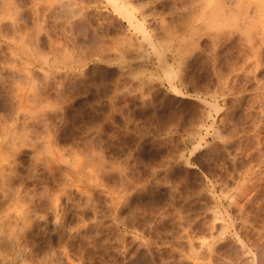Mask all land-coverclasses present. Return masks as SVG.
Instances as JSON below:
<instances>
[{
    "label": "rangeland",
    "instance_id": "obj_1",
    "mask_svg": "<svg viewBox=\"0 0 264 264\" xmlns=\"http://www.w3.org/2000/svg\"><path fill=\"white\" fill-rule=\"evenodd\" d=\"M50 1L60 0L40 8ZM64 1L69 17L58 10L51 18L60 21L49 23L32 3L30 27L18 36L42 40L33 47L39 104L31 92L21 104L16 98L28 86L13 79L10 63L27 56L7 44L12 30L0 40V264H264V0H236V14L230 0L231 22L221 15L224 27L211 31L201 21L203 0H84L85 15ZM76 17L94 23L71 30L67 19ZM63 20L75 36L67 58L56 43ZM39 58L53 61L52 71ZM95 146L107 159L94 212L76 186L61 200L57 192L69 180L92 193L86 167Z\"/></svg>",
    "mask_w": 264,
    "mask_h": 264
},
{
    "label": "bare ground",
    "instance_id": "obj_2",
    "mask_svg": "<svg viewBox=\"0 0 264 264\" xmlns=\"http://www.w3.org/2000/svg\"><path fill=\"white\" fill-rule=\"evenodd\" d=\"M41 1V0H40ZM39 1V2H40ZM43 1V0H42ZM94 1V0H93ZM109 1H111V0H109ZM113 1V0H112ZM111 1V2H112ZM125 0H122V2H124ZM139 1V0H138ZM159 1V0H158ZM183 1V0H182ZM204 2H202V3H204L203 5H204V7H203V9H202V11L200 10V12L199 13H201V15L203 14V16H201L203 19L201 20V21H203L204 20V22H203V28L207 31V29H209L210 31H211V29H213V27L218 23V27L219 26H221V27H224L223 25H222V23H221V21L220 20H222V18H220L221 17V15H224L223 16V18H229L230 17V15L227 17L226 15H225V13L227 12V11H230V9L231 10H233V9H235V10H233L234 11V13H233V11H232V13L233 14H236L235 13V11L237 10V9H239L237 6H239V3H237V1L236 0H232V1H230V0H203ZM236 2V3H234V5L232 4L231 5V3L230 2ZM257 1H259V0H257ZM256 1V2H257ZM39 2H38V0H0V40H4V41H7V40H5V38L7 39V37H8V32H9V30L13 33V39L12 40H9L8 39V43L7 44H9V46L12 48V50L14 51V53L16 54V52H17V54H19L20 52H22L24 55H26L27 56V60L26 61H22L23 59H21V64H19V61L17 60V59H14L15 61H13V63H10L11 64V71H13V72H11V74H12V76H14L13 77V79L14 80H19V82H23V78L25 77V79H26V84H27V86H28V89L27 88H24V87H21V86H18L17 88V90H18V95H17V99H19L20 100V104H21V98H27V96H22V97H20L21 96V94H25V93H27V92H31L32 94H33V96H34V99L36 100V101H38V98H39V100H41L40 99V95H38V94H40L39 92H38V83H37V75L39 74L37 71L38 70H36V59H37V56H39L38 54L39 53H37L36 52V50H39V49H35V48H33L34 46H36V43H38L39 42V40H41V39H38L39 37V35L36 33V36L37 37H33V36H31L30 37V39L29 38H27V36L26 37H23L21 40L19 39V37L18 36H20V37H22V35L23 34H21V32L22 31H26V30H24V29H26V28H28L29 29V27H30V24H29V22H28V19L25 17V15H26V13L28 12V7H29V9H30V7H31V4L33 3L34 4V6L36 7V9L35 8H33V10L36 12V16L35 17H37V15H43V16H41V17H44L45 18V20H46V22H47V19H50L51 17H53L55 14H57V15H59L58 14V10H60L59 11V13H61V17L60 18H62V17H64L65 15H67V10H70V9H67L66 7H67V5H68V3H67V1L65 2L64 0H60L59 1V5L57 6V4L55 5L54 4V2H51L50 1V3L49 4H47V6H45L46 4H44V6L41 4V6H43L44 7V10H42L41 8H40V5H39ZM110 2V3H111ZM114 2H115V4L114 5H118V0H114ZM129 2H130V0H129ZM229 2V3H228ZM239 2H241V1H239ZM264 2V1H263ZM56 3V2H55ZM75 5H77L78 7H77V13H80V14H86L87 12H88V5H87V3L84 1V0H79V1H77V0H75ZM125 3V2H124ZM190 3V2H189ZM188 3V4H189ZM177 4V3H176ZM229 4V5H228ZM242 4V3H241ZM241 4H240V6H241ZM72 5H73V3H72ZM75 5H73V6H75ZM113 5V4H112ZM129 5H131L130 3H129ZM129 5L127 4H125V5H123V9L124 10H126V12L128 11L129 13L128 14H130L131 13V11H130V9H129ZM190 5V4H189ZM198 5H200V4H198ZM235 6V8L233 7V9H232V7L231 6ZM39 6V7H38ZM227 6H230V7H227ZM95 7V6H94ZM115 7V6H114ZM117 7V6H116ZM115 7V8H116ZM184 7V6H183ZM187 7H188V5H187ZM191 6H189V8H190ZM225 7H227V8H225ZM236 7H237V9H236ZM245 7V6H244ZM120 8V7H119ZM131 8V7H130ZM133 8V7H132ZM135 8V7H134ZM186 8V7H185ZM196 8V7H195ZM197 8H200V7H197ZM230 8V9H229ZM241 8V7H240ZM41 9V11L39 12V10ZM72 9V8H71ZM137 9V8H136ZM182 9V8H181ZM226 9H229V10H226ZM246 9V8H245ZM244 9V10H245ZM197 10V9H196ZM225 10H226V12H225ZM242 10V9H241ZM264 10V9H263ZM133 11V10H132ZM135 11V10H134ZM182 11H184V10H182ZM187 11V10H186ZM193 11V10H192ZM179 12V11H178ZM223 12V14H221ZM237 12V11H236ZM240 12V9H239V11H238V13ZM245 12V11H244ZM248 12V11H247ZM40 13H42V14H40ZM74 13V12H73ZM143 13V12H142ZM231 13V12H230ZM241 13H242V11H241ZM260 13H262V12H260ZM29 14H31V13H29ZM63 14H65L64 16H62ZM132 14V16L134 15L133 13H131ZM131 14L129 15V16H131ZM185 14V13H184ZM194 14V13H193ZM226 14H229V13H226ZM244 14V13H243ZM263 14V13H262ZM261 14V15H262ZM70 15V14H69ZM75 15V14H74ZM199 15V14H198ZM240 15V14H239ZM251 15V14H250ZM39 16V17H40ZM60 16V15H59ZM68 16V15H67ZM67 16H65V18L67 17ZM127 16V15H126ZM189 16V15H188ZM195 16V15H194ZM193 16V17H194ZM245 16V15H244ZM260 16V15H259ZM29 17V16H28ZM69 17V16H68ZM75 17V16H74ZM190 17V16H189ZM232 17V16H231ZM242 17H243V15H242ZM38 18V17H37ZM43 18V19H44ZM77 18V17H76ZM75 18V20H71V18H70V20H69V18L67 19L68 20V24L70 25V27L69 28H72L71 30H73V29H76V27H84L85 26V28L87 27V25H91V24H93L94 22H92V20L90 19V20H87V19H85V18H77L76 19ZM246 18V17H245ZM251 18V17H250ZM52 19V18H51ZM189 19V18H188ZM230 19V18H229ZM239 19V17L237 18V20ZM244 19V18H243ZM242 19V20H243ZM40 20H42V19H40ZM53 20V19H52ZM54 20H57V17H56V19H54ZM53 20V21H54ZM59 20V19H58ZM57 20V21H58ZM65 20V19H64ZM63 20V21H64ZM129 23H132L133 25H136L138 28H139V22L138 23H136L135 22V20H134V16L133 17H130L129 18ZM228 20V19H227ZM236 20V21H237ZM43 22H44V20H42ZM60 21V20H59ZM66 21V20H65ZM63 22V23H57V25H59L58 27H60V34H56V37L58 38V40L56 41V43L57 42H60L61 41V49H62V51H63V54L62 55H60L61 54V49H60V54H58V55H60V57L61 56H63V55H66V53L68 52L67 51V49H68V46H69V44H71V42L75 39V36H74V34L72 33V31H69L70 29H68V25L66 26V22ZM229 21V20H228ZM227 21V22H228ZM248 21H249V19H248ZM38 22H39V19H38ZM46 22H44V26H45V23ZM193 22V21H192ZM191 22V23H192ZM229 22H231V21H229ZM235 22V21H234ZM238 22V21H237ZM242 22V21H241ZM245 22V21H244ZM247 22V21H246ZM264 22V21H263ZM263 22H262V24H263ZM35 23V22H34ZM47 23H49V22H47ZM56 23H55V25H56ZM220 23H221V25H220ZM40 24V23H39ZM39 24H37V25H39ZM43 24V23H42ZM239 23H237V25H238ZM251 24V23H250ZM32 25H33V22H32ZM31 25V26H32ZM36 25V24H35ZM50 25V24H49ZM56 25V26H57ZM202 25V24H201ZM227 25V24H226ZM225 25V26H226ZM234 24H232V26H233ZM237 25H236V27H237ZM47 26V25H46ZM51 26H52V24H51ZM143 26V25H142ZM239 26V25H238ZM39 27H42L41 25L39 26ZM53 27H55V26H53ZM169 27V26H168ZM200 27V26H199ZM217 27V28H218ZM221 27H219V28H221ZM233 27H235V26H233ZM235 27V28H236ZM249 27V26H248ZM251 27V26H250ZM34 28H36V27H34ZM202 27H200V28H198V30H200ZM226 28V27H225ZM39 28H37V30H38ZM172 29V28H171ZM34 30V29H33ZM40 30V29H39ZM42 30V29H41ZM45 30V29H44ZM91 30V29H90ZM181 30V29H180ZM197 30V31H198ZM239 30H241V29H239ZM5 31H8V32H5ZM81 31V30H80ZM166 31V30H165ZM178 31V30H177ZM201 31H203V29H201ZM201 31H199L200 33H201ZM219 31V30H218ZM31 32V31H30ZM34 32V31H33ZM37 32H39V31H37ZM48 32L49 31H47V35H48V37H47V35H46V37L48 38V39H50L51 41L53 40V38L52 37H54L55 36V33H54V36L51 34H48ZM54 32V31H53ZM52 32V33H53ZM95 32V31H94ZM168 32V31H167ZM190 33H191V31H189ZM7 33V34H6ZM11 33V34H12ZM19 33V34H18ZM24 33V32H23ZM28 33H29V31H28ZM32 33V32H31ZM46 33V32H45ZM82 34H83V32H81ZM184 33V32H183ZM230 33V32H229ZM18 34V35H17ZM34 34V33H33ZM220 34V33H219ZM226 34V33H225ZM10 35V34H9ZM28 35H30V34H28ZM43 35V34H42ZM168 35V34H167ZM176 35V34H175ZM185 35V34H184ZM196 35V34H195ZM231 35V34H230ZM52 36V37H51ZM197 36V35H196ZM209 36V35H208ZM232 36V35H231ZM248 36H250V35H248ZM12 37V36H11ZM77 37H79V35L77 36ZM192 37V36H191ZM202 37V36H201ZM224 37V36H223ZM227 37V36H226ZM234 37V36H233ZM9 38H10V36H9ZM16 38H18V40L16 39ZM26 38V39H25ZM41 38V37H40ZM55 38V37H54ZM57 38H55V39H57ZM189 38V37H188ZM193 38V37H192ZM228 38V37H227ZM11 39V38H10ZM28 39V40H27ZM55 39H54V41H55ZM151 39V38H150ZM236 39V38H235ZM252 39V38H251ZM60 40V41H59ZM28 41H30L28 44H26ZM209 41V40H208ZM242 41V40H241ZM264 41V40H263ZM41 42H42V40H41ZM40 42V43H41ZM229 42V41H228ZM246 42H248V41H246ZM246 42H245V44H246ZM252 42V41H251ZM48 43V42H47ZM154 43V42H153ZM188 43V42H187ZM186 43V44H187ZM226 43V42H225ZM249 43V42H248ZM264 43V42H263ZM51 44H53V41H52V43ZM60 44V43H59ZM135 44V43H134ZM184 44V43H183ZM185 44V46H187L186 48H185V46H184V50L186 51V52H188V51H190V50H186L188 47H189V45H192L193 43H191L190 42V44H188V45H186ZM48 45V44H47ZM126 45V44H125ZM137 45V44H136ZM139 45H141V44H139ZM138 45V46H139ZM211 45V44H210ZM244 45V44H243ZM55 46V45H54ZM57 46V45H56ZM168 46V45H167ZM197 46V45H196ZM250 46V45H249ZM27 47V48H26ZM59 47V46H58ZM57 47V48H58ZM137 47V46H136ZM193 47H194V45H193ZM198 47V46H197ZM236 47V46H235ZM261 47V46H260ZM259 47V48H260ZM40 48V47H39ZM53 48V47H52ZM51 48V52L52 51H54L53 49ZM121 48H122V46H121ZM213 48V47H212ZM216 48V47H215ZM42 49V48H41ZM54 49H55V47H54ZM123 49V48H122ZM190 49V48H189ZM201 49V48H200ZM205 49V48H204ZM16 50V51H15ZM138 50V49H137ZM179 50H181V49H179ZM183 50V51H184ZM210 50V49H209ZM242 50V49H241ZM253 50V49H252ZM255 50H256V48H255ZM205 51V50H204ZM12 51H10V53H11ZM44 52V51H43ZM56 52H57V50H56ZM55 52V53H56ZM154 52V51H153ZM191 52V51H190ZM190 52H188V54L190 53ZM215 52V51H214ZM259 52V51H258ZM13 53V54H14ZM36 53H37V55H36ZM42 53V52H41ZM69 53V52H68ZM21 54V53H20ZM180 54H182V53H180ZM184 54H186V53H184ZM215 54H217V53H215ZM47 55H48V53H47ZM57 55V54H56ZM57 55V56H58ZM147 55V54H146ZM211 55V54H210ZM257 55H259V54H257ZM25 56V57H26ZM49 56V55H48ZM56 56V57H57ZM67 56V55H66ZM66 56H63L64 58H67ZM122 56V55H121ZM178 56V55H177ZM180 56V55H179ZM185 58H186V56H187V54H186V56L185 55H183ZM260 56V55H259ZM19 57V56H18ZM23 57V56H22ZM55 56H54V60H57V59H61V58H59V56L56 58ZM63 57H62V61H63ZM124 57V56H123ZM156 57L157 58H159L157 55H156ZM182 57V56H181ZM20 58V57H19ZM29 58V59H28ZM41 58V57H40ZM39 58V59H40ZM183 58V57H182ZM160 59V58H159ZM180 59V58H179ZM249 59V58H248ZM44 61V65L46 64L48 67H49V71H52V69H53V67H51V64L53 63V61H52V63L51 64H49V62L48 61H46L45 60V58L44 59H40V61ZM181 60V59H180ZM246 60V59H245ZM37 61H39V60H37ZM65 61H67L66 59H65ZM64 61V62H65ZM184 61V60H183ZM247 61H249V60H247ZM12 62V61H11ZM211 62V61H210ZM216 62V61H215ZM222 62V61H221ZM235 62V61H234ZM239 62V61H238ZM242 62V61H241ZM245 62V61H244ZM42 63V62H41ZM57 63V62H56ZM233 63V62H232ZM243 63V62H242ZM260 63V62H259ZM9 64V65H10ZM63 64H66V63H63ZM229 64V63H228ZM227 64V65H228ZM8 65V66H9ZM160 65H162V64H160ZM247 65V64H246ZM182 66H184V65H182ZM211 66V65H210ZM237 66V65H236ZM243 66V65H242ZM245 66V65H244ZM163 67H164V65H163ZM166 67V66H165ZM4 67H2L1 69H3ZM170 68V67H169ZM221 68V67H220ZM223 68V67H222ZM230 68H231V66H230ZM229 68V69H230ZM242 68V67H241ZM10 69V68H9ZM166 69H168V68H166ZM218 69V68H217ZM256 69V68H255ZM165 69H163V71H164ZM242 70H244V69H242ZM230 71V70H229ZM245 71V70H244ZM9 72V71H8ZM168 72L171 74L172 72H173V70L172 69H170V70H168ZM167 72V73H168ZM233 72H234V70H233ZM241 72V71H240ZM250 72V71H249ZM1 73V72H0ZM48 73V72H47ZM165 73V72H164ZM237 73V72H236ZM239 73V72H238ZM247 73V72H246ZM184 74V73H183ZM47 75V74H46ZM172 75V74H171ZM229 75V74H228ZM228 75H226V76H228ZM258 75V74H257ZM222 76V75H221ZM225 76V77H226ZM223 77V76H222ZM221 77V78H222ZM237 77V76H236ZM250 77V76H249ZM180 78V77H179ZM246 78V77H245ZM224 79V78H223ZM220 80H222V79H220ZM259 80V79H258ZM184 81V80H183ZM228 81V80H227ZM261 81V80H260ZM5 82H6V79H5V76H4V74H3V76L1 75L0 76V91H3V90H6L5 89V87H4V85H5ZM55 82V81H54ZM45 83V82H44ZM184 83V82H183ZM182 83V84H183ZM224 83H225V81H224ZM227 83V82H226ZM40 84H41V82H40ZM46 85L49 87L50 85H51V83L47 80V83H46ZM53 85V84H52ZM235 85V84H234ZM263 85V84H262ZM6 86V85H5ZM46 86V87H47ZM154 86V85H153ZM183 86V85H182ZM241 86V85H240ZM261 86V85H260ZM264 86V85H263ZM51 87V86H50ZM42 88V87H41ZM155 88V87H154ZM26 89V90H25ZM260 89V88H259ZM150 90V89H149ZM225 90H227V89H225ZM27 91V92H26ZM207 92V91H206ZM262 92V91H261ZM198 93V92H197ZM216 93H218V92H216ZM150 94V93H149ZM194 94V93H193ZM257 94V93H256ZM154 95V94H153ZM200 95V94H199ZM224 96H225V94H223ZM186 96V95H185ZM153 97V96H152ZM1 98V97H0ZM216 99V98H215ZM263 99V98H262ZM4 100V99H3ZM264 100V99H263ZM1 101H2V98L0 99V103H1ZM22 101H24L23 99H22ZM42 101V100H41ZM65 101V100H64ZM152 101V100H151ZM155 102V101H154ZM256 102V101H255ZM36 103H38L39 104V101L38 102H36ZM207 105V104H206ZM252 105V104H251ZM250 105V106H251ZM41 107H43V104H42V106ZM216 108H218V106H215ZM44 108V107H43ZM210 108V107H209ZM250 108V107H249ZM40 109V108H39ZM41 110V109H40ZM40 110H38V114H39V112H40ZM254 111V110H253ZM45 112V111H44ZM34 113H35V111H34ZM33 113V114H34ZM48 113V112H47ZM205 113V112H204ZM44 114H46V113H44ZM32 116V115H31ZM35 116V115H34ZM42 116H43V114H42ZM45 117V116H44ZM29 119H31V118H29ZM32 120V119H31ZM26 121V120H25ZM38 121V120H37ZM254 122H255V120H253ZM180 122V121H179ZM13 124V123H12ZM4 125V124H3ZM27 125V124H26ZM5 126V125H4ZM16 127V126H15ZM199 127V126H198ZM257 127V126H256ZM2 128V127H1ZM12 128V127H11ZM211 128V127H210ZM14 129V128H13ZM16 129V128H15ZM256 129V128H255ZM3 130H6V129H3ZM10 130V129H9ZM2 131V130H1ZM12 131V130H11ZM15 131V130H14ZM17 131V130H16ZM33 131V130H32ZM194 131V130H193ZM244 131V130H243ZM3 132V131H2ZM9 132L10 131H8V133H7V131H6V134H8L9 135ZM195 132H197V130L195 131ZM194 132V133H195ZM200 132V131H199ZM95 133V132H94ZM97 133V132H96ZM193 133V132H192ZM236 133V132H235ZM3 134V133H2ZM4 134H5V132H4ZM11 134H12V132H11ZM14 134V133H13ZM25 134V133H24ZM232 134V133H231ZM191 135V134H190ZM196 135V134H195ZM207 135V134H206ZM12 136V135H11ZM20 136V135H19ZM224 136V135H223ZM5 137H8V136H5ZM4 137V138H5ZM207 137V136H206ZM225 137V136H224ZM230 137V136H229ZM232 137V136H231ZM235 137V136H234ZM9 138V137H8ZM15 138V137H14ZM13 138V139H14ZM21 138V137H20ZM28 138V137H27ZM99 138V137H98ZM223 138V137H222ZM226 138H228V137H226ZM12 139V138H11ZM24 139V138H23ZM202 140V139H201ZM226 140V139H225ZM3 141V140H2ZM4 141H5V139H4ZM14 141V140H13ZM26 142V141H25ZM88 142V141H87ZM12 143V142H11ZM17 144V143H16ZM27 144V143H26ZM9 145V144H8ZM12 145H14V144H12ZM183 145V144H182ZM22 146V145H21ZM37 146V145H36ZM2 147H3V145H2ZM13 147H15V146H13ZM185 148L187 147V146H184ZM217 147V146H216ZM16 148V147H15ZM86 148V147H85ZM11 149V148H10ZM14 149V148H13ZM89 149H90V147H89ZM88 149V150H89ZM93 149V151H91V152H89V153H87V154H90V153H92V155H91V159L89 158L90 156H88L87 155V158L89 159V161L91 162V163H89V161H87L88 159H86V157H85V159H86V162H88L89 163V165H88V167H86L85 165H83V164H85V163H80L81 164V166L85 169V171L87 172V170H86V168H88L89 169V166H90V169L88 170L89 171V174L91 175V177L92 178H94V180L96 181V183H95V187H94V189L92 190V193H90L89 191L88 192H86V191H83V190H81V189H79L80 188V182L78 183H76L75 181L73 182L72 181V183H68V181L69 180H65L66 182H64L63 180V188H58V194L57 195H61L62 194V196H64V195H69V193H73L74 192V190H72L73 189V187L74 186H76L77 187V192H79V194L80 195H82L84 198H85V203L87 204V206L90 204V202L92 201L93 203H92V205L90 206L93 210H94V212L97 210V206H98V204H97V195H98V193H100L99 191H100V187H102V186H100V183H101V179H100V176H101V174H102V176H103V173H102V171H101V166H100V162L102 161L101 160V155H100V150H99V147H97V146H95L94 148H92ZM186 150H187V148H186ZM4 151V150H3ZM17 151V150H16ZM90 151V150H89ZM15 152V151H14ZM237 152V151H236ZM81 153V152H80ZM217 153V152H216ZM16 154V153H15ZM55 154V153H54ZM50 155H53V154H50ZM78 155V154H77ZM83 155V154H82ZM54 156V155H53ZM74 156V155H73ZM76 156V155H75ZM79 156V155H78ZM85 156V155H84ZM115 156V155H114ZM51 157V156H50ZM116 157V156H115ZM189 157V156H188ZM103 158V157H102ZM106 158V157H105ZM105 158H103V159H105ZM110 158H111V156H110ZM77 159V158H76ZM81 159V158H80ZM84 159V158H83ZM107 159V158H106ZM120 159V158H119ZM54 159H52V161H53ZM82 160V159H81ZM101 160V161H100ZM112 160H114V159H112ZM116 160V159H115ZM131 160V159H130ZM73 161H75V159L73 160ZM78 161V160H77ZM84 161V160H83ZM82 161V162H83ZM49 162V161H48ZM68 162V161H67ZM113 162V161H112ZM234 162V161H233ZM52 163V162H51ZM54 163V162H53ZM74 163V162H73ZM108 163V162H107ZM79 164V165H80ZM54 165H55V163H54ZM78 165V166H79ZM13 166V165H12ZM81 167V169H83ZM86 167V168H85ZM104 166H102V168H103ZM111 167V166H110ZM116 167V166H115ZM119 167V166H118ZM235 167V166H234ZM237 167V166H236ZM10 168H11V166H10ZM9 168V169H10ZM112 168V167H111ZM114 168V167H113ZM112 168V169H113ZM117 168V167H116ZM122 168V167H121ZM73 169H75V168H73ZM84 169H83V173H84ZM103 169H105V167L103 168ZM111 169V170H112ZM105 170H107V169H105ZM105 170L103 171L104 173H105ZM109 171V170H108ZM107 171V172H108ZM62 172H64V171H62ZM85 172V173H86ZM116 172V171H115ZM65 173V172H64ZM67 173V172H66ZM72 173V172H71ZM78 173V172H77ZM82 173V174H83ZM88 173V172H87ZM89 174H86V175H88V176H90ZM109 174V173H108ZM77 175V174H76ZM85 175V174H84ZM85 175V176H86ZM4 176H5V174H4ZM3 176V177H4ZM8 176V175H7ZM183 176V175H182ZM6 178V177H5ZM8 178V177H7ZM12 178V176H10V179ZM91 178V179H92ZM104 178V176L102 177V179ZM139 178V177H138ZM151 178V177H150ZM156 178V177H155ZM184 178V177H183ZM4 179V178H3ZM90 179V180H91ZM122 179V178H121ZM125 179H127V178H125ZM135 179V178H134ZM259 179V178H258ZM88 180V179H87ZM101 180V181H100ZM104 180V179H103ZM120 180V179H119ZM6 181H7V179H6ZM8 181H9V179H8ZM131 181V180H130ZM184 181V180H183ZM249 181V180H248ZM59 182V181H58ZM116 182H118V181H116ZM129 182V181H128ZM132 182V181H131ZM185 182V181H184ZM183 182V183H184ZM244 182V181H243ZM246 182V181H245ZM8 183V182H7ZM76 183V184H75ZM102 183H103V185L105 184L103 181H102ZM193 183V182H192ZM83 184V183H82ZM129 184V183H128ZM127 184V185H128ZM138 184H140V183H138ZM187 184V183H186ZM61 185V186H62ZM108 185V184H107ZM118 185V184H117ZM120 185V184H119ZM261 185V184H260ZM60 186V185H59ZM71 187V188H68V187ZM90 186V185H89ZM105 186V185H104ZM103 186V188H105ZM126 186V185H125ZM197 186V185H196ZM5 187V186H4ZM109 187H111V186H109ZM113 187V186H112ZM246 188V187H245ZM60 189V190H59ZM109 189V188H108ZM120 189V188H119ZM131 189V188H130ZM142 189V188H141ZM244 189V188H243ZM5 190V189H4ZM112 190V189H111ZM114 190V189H113ZM112 190V191H113ZM121 190H122V188H121ZM241 190V189H240ZM126 191H127V189H126ZM249 191V190H248ZM135 192V191H134ZM174 192V191H173ZM243 192V191H242ZM241 192V193H242ZM245 192V191H244ZM113 193H114V191H113ZM115 193H117V192H115ZM226 193H228V192H226ZM238 193V192H237ZM259 193V192H258ZM104 194V193H103ZM128 194V193H127ZM126 194V195H127ZM144 194V193H143ZM175 194V193H174ZM113 195V194H112ZM117 195V194H116ZM194 195V194H193ZM225 195V194H224ZM236 195V194H235ZM260 195V194H259ZM56 196V195H55ZM59 196H57V197H59ZM62 196H60V200H61V198L63 199V197ZM125 196V195H124ZM227 196V195H226ZM250 196V195H249ZM7 197V196H6ZM100 197V196H99ZM47 198V197H46ZM105 198V197H104ZM120 198H122V195H121V197ZM163 198V197H162ZM197 198V197H196ZM202 198V197H201ZM227 198V197H226ZM233 198V197H232ZM22 199V198H21ZM56 199V198H55ZM185 199V198H184ZM231 199V198H230ZM252 199V198H251ZM57 200H58V198H57ZM59 200V201H60ZM110 200V199H109ZM162 200V199H161ZM233 200V199H232ZM58 201V202H59ZM115 201V200H114ZM240 201V200H239ZM21 202V201H20ZM58 202L56 203V205L58 204ZM60 202H62V201H60ZM106 202V201H105ZM5 203V202H4ZM64 203V202H63ZM162 203V202H161ZM20 204H23V203H20ZM54 204H55V202H54ZM84 204V203H83ZM106 204V203H105ZM177 204V203H176ZM55 205V206H56ZM231 205V204H230ZM243 205V204H242ZM9 206V205H8ZM65 206V205H64ZM174 206V205H173ZM4 207V206H3ZM62 207V206H61ZM60 207V208H61ZM66 207V206H65ZM15 208H16V206H15ZM56 208L58 209V205L56 206ZM179 208V207H178ZM177 208V209H178ZM1 209V208H0ZM11 209V208H10ZM20 209V208H19ZM55 209V208H54ZM53 209V210H54ZM55 210V211H57L58 212V210ZM18 210V209H17ZM23 210V209H22ZM146 210V209H145ZM19 211V210H18ZM25 211V210H24ZM60 211V210H59ZM61 213H63V212H66L65 211V209H63V208H61ZM188 211H191V210H188ZM3 212V211H2ZM10 212V211H9ZM12 212V211H11ZM20 212H21V210H20ZM93 212V213H94ZM136 212H137V210H136ZM4 213V212H3ZM12 213H14V212H12ZM11 213V214H12ZM17 213V212H16ZM19 213V212H18ZM25 213V212H24ZM23 213V214H24ZM56 213V212H55ZM60 213V212H59ZM60 213V214H61ZM99 213H100V211H99ZM6 214V213H5ZM9 214V213H8ZM59 214V217L62 215H60ZM55 215H57V214H55ZM63 215H65V213L63 214ZM159 215V214H158ZM185 215H188V214H185ZM4 216V215H3ZM12 216V215H11ZM20 216H21V214H20ZM24 216H25V214H24ZM23 215H22V217H24ZM189 216V215H188ZM247 216V215H246ZM5 217V216H4ZM9 217V216H8ZM18 217V216H17ZM55 217H57V216H55ZM180 217V216H179ZM192 217V216H191ZM214 217V216H213ZM221 217V216H220ZM21 218V217H20ZM26 218V217H25ZM28 218V217H27ZM94 218V217H93ZM153 218V217H152ZM176 218V217H175ZM186 218V217H185ZM9 219V218H8ZM15 219V218H14ZM29 219V218H28ZM99 219V218H98ZM213 219V218H212ZM27 220V219H26ZM152 220V219H151ZM173 220V219H172ZM207 220V219H206ZM215 220H217L216 218H215ZM247 220H249L248 218H247ZM17 221V220H16ZM95 221V220H94ZM150 221V220H149ZM168 221V220H167ZM198 221V220H197ZM246 221V220H245ZM151 222V221H150ZM166 222V221H165ZM179 222V221H178ZM212 222V221H211ZM251 222V221H250ZM29 223V222H28ZM200 223V222H199ZM210 223V222H209ZM213 223V222H212ZM149 224V223H148ZM217 224V223H216ZM264 224V223H263ZM7 225V224H6ZM10 226V225H9ZM27 226V225H26ZM159 226V225H158ZM161 226V225H160ZM188 226V225H187ZM212 226V225H211ZM4 227V226H3ZM207 227V226H206ZM209 227V226H208ZM8 228V227H7ZM157 228V227H156ZM223 228V227H222ZM153 229V228H152ZM159 229V228H158ZM212 228H210V230H211ZM3 231H4V229H2ZM137 230V229H136ZM189 230V229H188ZM208 230V229H207ZM260 230V229H259ZM0 231H1V229H0ZM152 231V230H151ZM214 231V230H213ZM153 232V231H152ZM167 232V231H166ZM150 233V232H149ZM155 233V232H154ZM157 233V232H156ZM163 233V232H162ZM178 233V232H177ZM213 233V232H212ZM216 234V233H215ZM105 235V234H104ZM149 235V234H148ZM153 235V234H152ZM189 235V234H188ZM212 235V234H211ZM173 237H175V236H173ZM187 237V236H186ZM211 237V236H210ZM154 238V237H153ZM212 238V237H211ZM135 239V238H134ZM179 239V238H178ZM141 240V239H140ZM163 240V239H162ZM68 241V240H67ZM151 241V240H150ZM181 241V240H180ZM193 241H194V239H193ZM208 241V240H207ZM160 242H162V241H160ZM191 242V241H190ZM203 242V241H202ZM143 243V242H142ZM151 243V242H150ZM154 243V242H153ZM66 244V243H65ZM245 244V243H244ZM190 245V244H189ZM216 245V244H215ZM141 246V245H140ZM181 246V245H180ZM138 247V246H137ZM190 247V246H189ZM239 247V246H238ZM124 249V248H123ZM209 250V249H208ZM244 250V249H243ZM181 251V250H180ZM190 251V250H189ZM132 253V252H131ZM230 256V255H229ZM164 257V256H163ZM209 257V256H208ZM156 258V257H155ZM160 259V258H159ZM214 259V258H213ZM180 260V259H179ZM188 260V259H187ZM191 260V259H190ZM196 260V259H195ZM195 260L193 261V262H195ZM200 261V260H199ZM150 262V261H149ZM196 263V262H195ZM217 263V262H216ZM234 264V263H233Z\"/></svg>",
    "mask_w": 264,
    "mask_h": 264
}]
</instances>
